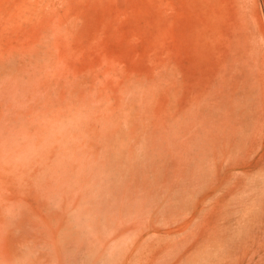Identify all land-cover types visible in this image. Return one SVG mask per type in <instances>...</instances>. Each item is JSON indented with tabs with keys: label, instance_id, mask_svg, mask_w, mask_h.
Segmentation results:
<instances>
[{
	"label": "rangeland",
	"instance_id": "1",
	"mask_svg": "<svg viewBox=\"0 0 264 264\" xmlns=\"http://www.w3.org/2000/svg\"><path fill=\"white\" fill-rule=\"evenodd\" d=\"M263 21L264 0H0L31 264H264Z\"/></svg>",
	"mask_w": 264,
	"mask_h": 264
},
{
	"label": "bare ground",
	"instance_id": "2",
	"mask_svg": "<svg viewBox=\"0 0 264 264\" xmlns=\"http://www.w3.org/2000/svg\"><path fill=\"white\" fill-rule=\"evenodd\" d=\"M264 22V21H263ZM11 108V107H10ZM256 111V110H255ZM54 121V120H53ZM58 126V125H57ZM44 129V128H43ZM50 129V128H49ZM261 129V128H260ZM45 131V130H44ZM47 131V130H46ZM13 135V134H11ZM38 135V134H37ZM70 136V135H69ZM77 136V135H76ZM11 137V136H10ZM81 137V136H80ZM82 138V137H81ZM11 139V138H10ZM45 139V138H44ZM84 138H82L83 140ZM74 140V138H73ZM78 140V139H77ZM2 141V140H1ZM80 141V140H79ZM53 142V141H52ZM74 143V142H73ZM17 144V143H16ZM66 143H64L65 145ZM70 144V143H69ZM75 144V143H74ZM85 144V143H84ZM1 145V142H0ZM42 145V144H41ZM45 145V144H44ZM47 145V144H46ZM77 145V143H76ZM49 146V145H48ZM73 146V145H72ZM71 146V147H72ZM4 147V146H3ZM35 147V146H34ZM51 147V146H50ZM77 147V146H76ZM81 147V146H80ZM80 147H77L78 150ZM37 148V147H35ZM75 148V146H74ZM237 148V147H236ZM257 149V147H256ZM32 150V149H31ZM30 150V152H32ZM37 150V149H36ZM71 150V149H70ZM69 150V151H70ZM80 150V149H79ZM50 151V150H48ZM66 151V150H65ZM23 152V151H22ZM29 152V151H28ZM61 152V150H60ZM80 152V151H78ZM47 153V152H46ZM6 158L0 164V264H31V259L29 260L28 253L33 243H35L36 237L34 232H32V225L30 218L31 209L28 204L29 194L19 190L16 186L11 175H15L16 172L20 171V167L16 164V156L21 154L18 150L11 148L6 152L0 150V155H5ZM50 154V153H49ZM48 154V155H49ZM66 155V154H65ZM69 155V154H68ZM59 156V154L57 155ZM63 155H61L62 158ZM70 156V155H69ZM79 156V155H78ZM28 157L29 154H28ZM35 157V156H34ZM56 158V157H55ZM59 158V157H58ZM56 158L55 160H57ZM77 158V157H76ZM17 159V158H16ZM43 159V158H42ZM54 159V158H53ZM29 161L25 170L23 171V177L20 178V182L16 185H21L23 182L24 186L30 183L31 174L34 172L35 167ZM25 160V161H26ZM71 160V158H70ZM87 160V159H86ZM21 161V160H20ZM23 161V160H22ZM66 161V160H65ZM62 162V161H60ZM64 162V161H63ZM58 163V162H57ZM86 163V162H85ZM21 164V163H20ZM25 164V163H24ZM42 164V163H41ZM53 164V163H52ZM61 164V163H60ZM22 165V164H21ZM57 165V164H56ZM54 165V166H56ZM24 166V165H23ZM22 166V167H23ZM24 166V167H25ZM53 166V165H52ZM55 168V167H54ZM54 168L52 171H54ZM44 171V170H43ZM46 171V170H45ZM65 172V170H64ZM55 176V174H54ZM46 177V176H45ZM49 178V176H47ZM47 178V179H48ZM51 178V177H50ZM17 179V178H16ZM50 180V179H49ZM82 180V178H81ZM48 180H46L47 182ZM53 182V180H51ZM32 182V181H31ZM34 182V181H33ZM44 182V181H43ZM45 183V182H44ZM54 183V182H53ZM52 184V183H51ZM34 185V184H33ZM20 188V187H19ZM42 192V191H41ZM73 193V192H72ZM63 195V194H62ZM73 197V196H72ZM230 197V196H229ZM120 209V207H119ZM120 211V210H119ZM124 211V210H123ZM121 214V212H120ZM225 214V213H224ZM137 215V214H136ZM33 217V216H32ZM187 218V217H186ZM31 219V220H30ZM120 220V218H119ZM122 221V220H121ZM123 222V221H122ZM132 223V222H131ZM129 223V225L131 224ZM134 224V223H133ZM185 224V223H184ZM124 225V224H122ZM126 225V224H125ZM128 225V224H127ZM128 225V226H129ZM183 225V223H182ZM44 226V238L46 240V222L43 221ZM39 227V226H38ZM135 227V226H134ZM155 227V225H154ZM182 227V226H181ZM179 227V229L181 228ZM187 227V226H186ZM138 228V226L136 227ZM151 228V227H150ZM165 228V227H164ZM35 229V228H34ZM176 231L177 228H175ZM172 231V230H171ZM175 231V233H177ZM167 232V230H166ZM173 232V231H172ZM182 232V230L180 231ZM179 232V233H180ZM136 233V232H135ZM134 233V234H135ZM169 233V232H167ZM49 234V233H48ZM166 234V233H165ZM123 235V234H122ZM134 236V235H133ZM49 238V237H48ZM125 239V238H124ZM44 240L45 247L47 246V241ZM129 241V240H128ZM127 241V242H128ZM165 241V240H164ZM114 243V242H113ZM140 243V242H139ZM126 244V243H124ZM118 245V244H117ZM116 245V246H117ZM149 245H147L148 247ZM117 248V247H116ZM146 248V246L144 247ZM95 249V248H94ZM148 250L150 248H147ZM107 250V249H106ZM105 250V251H106ZM151 250V249H150ZM149 250V253H150ZM45 251V250H44ZM97 252V251H96ZM37 253V252H36ZM143 254V253H142ZM141 257H143V255ZM148 254V253H147ZM151 254V253H150ZM166 254V253H165ZM162 255V254H161ZM150 256V255H149ZM112 257V256H111ZM126 257V256H125ZM46 264V256L43 255ZM127 258V257H126ZM43 259V260H44ZM101 260V259H100ZM100 263V262H99Z\"/></svg>",
	"mask_w": 264,
	"mask_h": 264
}]
</instances>
